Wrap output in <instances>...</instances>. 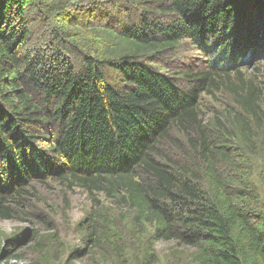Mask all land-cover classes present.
Returning <instances> with one entry per match:
<instances>
[{"label":"trees","instance_id":"1","mask_svg":"<svg viewBox=\"0 0 264 264\" xmlns=\"http://www.w3.org/2000/svg\"><path fill=\"white\" fill-rule=\"evenodd\" d=\"M152 2L172 18L145 9L133 26L98 27L103 48L85 51L78 35L49 24L59 47L42 54L30 46L41 0H0V219L13 217L29 182L67 178L120 197L158 239L195 248L200 264H264V218L227 189L199 117L205 85L223 78L241 109L235 126L251 139L264 101L239 68L247 51H264V0ZM182 39L218 47L210 71L171 75L143 58ZM174 127L199 136L210 189L199 171L161 159Z\"/></svg>","mask_w":264,"mask_h":264},{"label":"rangeland","instance_id":"2","mask_svg":"<svg viewBox=\"0 0 264 264\" xmlns=\"http://www.w3.org/2000/svg\"><path fill=\"white\" fill-rule=\"evenodd\" d=\"M145 9L162 22L173 16L160 12L152 0H41L30 46L42 54L59 47L51 24L78 35V48L83 51L102 49L105 41L98 27L133 26L140 15L148 14ZM217 48L201 49L182 39L164 53H145L143 58L171 75L200 74L210 71ZM239 70L254 79L264 101V51H247ZM236 75L237 71L231 77ZM179 78L183 86L190 84ZM227 85L220 77L205 85L199 117L217 149L214 156L227 189L253 216L264 218V113L255 121L251 139H245L234 123L241 109ZM190 136L196 144L189 141ZM198 137L196 131L174 127L161 146L160 157L174 168L187 165L199 171L204 187L210 189ZM24 190L13 204V217L0 219V264H200L195 248L158 239L152 225L138 219L135 209L106 191L89 192L67 178L36 179ZM29 234V241L18 245ZM9 242L16 245L7 249Z\"/></svg>","mask_w":264,"mask_h":264},{"label":"water","instance_id":"3","mask_svg":"<svg viewBox=\"0 0 264 264\" xmlns=\"http://www.w3.org/2000/svg\"><path fill=\"white\" fill-rule=\"evenodd\" d=\"M30 239V234L22 241V242H19L18 245H21V244H24L26 242H28ZM2 258V256H0V259Z\"/></svg>","mask_w":264,"mask_h":264}]
</instances>
